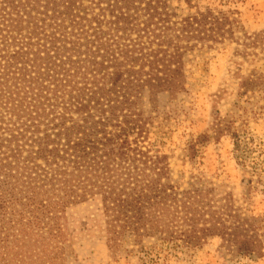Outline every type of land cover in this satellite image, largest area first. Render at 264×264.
Here are the masks:
<instances>
[{"label":"trees","instance_id":"16d2710c","mask_svg":"<svg viewBox=\"0 0 264 264\" xmlns=\"http://www.w3.org/2000/svg\"><path fill=\"white\" fill-rule=\"evenodd\" d=\"M113 1L110 19L101 6L100 14L89 17L84 5L66 3L63 15L72 34L80 31L78 42H68L57 24L62 38L46 32L42 38L36 24L18 50L6 55L0 49V76L9 77L16 65L13 79L32 85L19 103L16 89L0 97L11 116L0 119V264H63L62 214L96 196L111 241L157 237L194 247L222 236L241 254L257 253L249 220L228 206L210 209L202 190L180 194L163 183V159L142 146L146 126L135 109L145 90H183V50L192 41L222 40L230 32L229 19L208 11L174 20L162 0ZM0 7V22L21 31L24 17L14 1ZM80 39L87 41L85 49ZM69 51L78 59L65 58ZM28 65L33 75L27 76Z\"/></svg>","mask_w":264,"mask_h":264},{"label":"rangeland","instance_id":"374dc122","mask_svg":"<svg viewBox=\"0 0 264 264\" xmlns=\"http://www.w3.org/2000/svg\"><path fill=\"white\" fill-rule=\"evenodd\" d=\"M9 1H14L24 20L21 31L0 22L3 54L18 50L22 38L33 32L36 24L42 38L44 32L56 33L59 38L66 34L68 42H78L75 35L80 31L72 34L70 20L63 15L66 3L73 0H0V4ZM74 1L75 8L84 5L87 16L100 14L101 6L106 10L105 18L110 19L113 0ZM162 1L174 20L208 11L225 16L230 32L217 42L192 41V47L183 50L185 85L179 93L143 92L135 108L146 126L142 146L163 159V183L180 194L202 190L208 193L210 209L218 211L228 206L241 219L249 220L259 240L258 252L241 254L222 236L209 237L194 247L157 237L111 241L102 199L96 196L71 205L62 214L63 264H264V0ZM6 8L17 19L14 8ZM141 14L145 20V14ZM54 24L63 25L62 35ZM102 27L106 30L109 26ZM79 42L85 49L87 41ZM33 48L37 51V46ZM63 56L79 57L72 51ZM18 65L23 67V63ZM29 65L27 76L35 72ZM15 68L13 65L6 73L9 77L0 76V97H5L2 95L8 88L16 89L19 103L32 85L13 79L18 74ZM2 115L7 120L11 117L5 106L0 107V119Z\"/></svg>","mask_w":264,"mask_h":264}]
</instances>
